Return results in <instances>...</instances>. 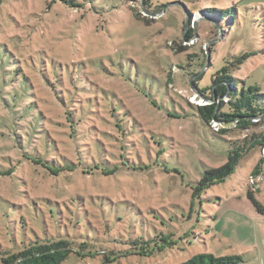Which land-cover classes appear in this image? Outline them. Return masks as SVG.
Wrapping results in <instances>:
<instances>
[{
	"label": "rangeland",
	"instance_id": "374dc122",
	"mask_svg": "<svg viewBox=\"0 0 264 264\" xmlns=\"http://www.w3.org/2000/svg\"><path fill=\"white\" fill-rule=\"evenodd\" d=\"M55 1L0 0V264L61 239L65 264H264L263 147L195 192L264 137L260 118L214 133L196 107L245 53L232 76L264 95V0Z\"/></svg>",
	"mask_w": 264,
	"mask_h": 264
},
{
	"label": "trees",
	"instance_id": "16d2710c",
	"mask_svg": "<svg viewBox=\"0 0 264 264\" xmlns=\"http://www.w3.org/2000/svg\"><path fill=\"white\" fill-rule=\"evenodd\" d=\"M53 1L56 2L55 0ZM62 2L72 8L79 7L75 0H62ZM186 37L188 39L195 37L194 28L188 31ZM250 55L251 53H245L236 58L233 63L226 65L217 72L209 88L205 89V91L199 90V93L202 96L204 95L210 104L196 107L199 109L203 121L210 125L212 129L214 123H217L220 127L233 125L237 129H249V127L254 125L253 120L259 118L264 120V109L258 103V98L264 95L260 92L259 88L251 86L248 88L247 93L245 89L241 90L238 88L236 84L237 80L232 76L233 71L239 70ZM208 62L211 63V59L206 60V63ZM225 108L227 109L224 110ZM213 131L214 133H220V131L226 132V129L219 132L213 129ZM252 139H254V142L250 145L247 139L243 140V145L238 146L235 143L233 149L230 150L227 163L217 169L205 172L198 183L199 187L195 188V192H201L202 189L200 187L221 182L230 177L238 167L240 160L251 147L254 148L258 145L264 149V137L259 140L252 136ZM32 162L45 165L43 161L36 159H33ZM263 162L264 158L262 157L260 163ZM45 167L54 173L61 171L52 166L45 165ZM97 169L101 168L98 167ZM102 171L103 173H107L113 170L103 168ZM261 175L260 164L255 168L253 176L257 177ZM195 192L194 195H197ZM248 198L252 201L256 211L264 217V205L257 201L254 191H248ZM70 245V241L65 239L57 241L39 240L24 246L18 252L3 257L1 264H65L71 254ZM239 262H242V258L238 256L216 257L212 254H199L186 261L185 264H239Z\"/></svg>",
	"mask_w": 264,
	"mask_h": 264
},
{
	"label": "built area",
	"instance_id": "2783aa9c",
	"mask_svg": "<svg viewBox=\"0 0 264 264\" xmlns=\"http://www.w3.org/2000/svg\"><path fill=\"white\" fill-rule=\"evenodd\" d=\"M213 125L215 126V125H218V124L217 123H214ZM262 155H263V158H264V149H263Z\"/></svg>",
	"mask_w": 264,
	"mask_h": 264
},
{
	"label": "water",
	"instance_id": "95a60500",
	"mask_svg": "<svg viewBox=\"0 0 264 264\" xmlns=\"http://www.w3.org/2000/svg\"><path fill=\"white\" fill-rule=\"evenodd\" d=\"M187 26H188V21H187ZM208 60H210V59H209V56H208Z\"/></svg>",
	"mask_w": 264,
	"mask_h": 264
},
{
	"label": "crops",
	"instance_id": "0c3cea01",
	"mask_svg": "<svg viewBox=\"0 0 264 264\" xmlns=\"http://www.w3.org/2000/svg\"><path fill=\"white\" fill-rule=\"evenodd\" d=\"M243 217H245V216H243Z\"/></svg>",
	"mask_w": 264,
	"mask_h": 264
}]
</instances>
